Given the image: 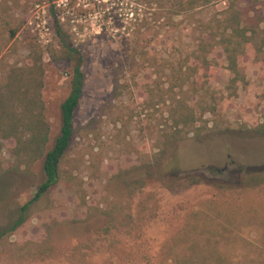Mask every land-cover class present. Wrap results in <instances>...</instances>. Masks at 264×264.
I'll return each mask as SVG.
<instances>
[{
    "label": "rangeland",
    "instance_id": "1",
    "mask_svg": "<svg viewBox=\"0 0 264 264\" xmlns=\"http://www.w3.org/2000/svg\"><path fill=\"white\" fill-rule=\"evenodd\" d=\"M2 1L10 15L4 17L22 24L0 56L3 63H27L32 45L44 50L42 94L51 127L48 149L60 133L61 105L71 91L68 63L56 60L49 50L58 48V20L63 33L69 34L85 56L86 79L75 113L77 136L63 165L72 172L73 183L67 185L64 179L54 186L13 235L0 239V264H130L137 259L147 261L148 254L156 264L171 231V215L186 214L216 192L206 181L186 187L179 180L182 173L171 174L174 166L183 170L226 167L232 179L243 173L264 175V132H255L264 129V61L260 60L264 55L258 51L264 38V0H237L238 7L247 9L261 30L259 42L248 45L240 63L247 85H240L236 96L224 100L216 115L206 116L211 120L209 128L217 122L214 129L201 139L181 140L173 157L168 153L159 161L154 136L166 107L157 98L156 104L147 103L148 95L139 83L161 78L167 82L166 69L200 47L202 38H219V20L233 0H207L192 14L174 16L172 21L165 20L160 9L146 0ZM210 41L206 51L214 70L211 87L225 95L231 77L226 54L214 39ZM115 77L127 85L115 101V114L104 115L88 134L82 126L93 117L100 118L102 106L112 99ZM120 115L124 118L118 121ZM13 146L8 140L0 149V233L19 218L21 206L45 180L41 161L21 163ZM140 177L147 180V190L155 193L157 214L141 226L139 238L120 231L106 235L102 210L108 208L124 181ZM141 195L138 192L133 198V211L145 199ZM123 199L131 202L127 194ZM48 234L50 241L46 240ZM91 242L96 243L92 249Z\"/></svg>",
    "mask_w": 264,
    "mask_h": 264
},
{
    "label": "trees",
    "instance_id": "2",
    "mask_svg": "<svg viewBox=\"0 0 264 264\" xmlns=\"http://www.w3.org/2000/svg\"><path fill=\"white\" fill-rule=\"evenodd\" d=\"M146 2L156 5L161 16L172 21L174 16L192 14L206 5L207 0ZM94 11V8H90V12ZM223 14L224 18L219 20V38L217 35L210 38L226 54V68L231 77L226 84L225 95L218 94L211 87L214 70L206 50L213 39L202 38L200 47L180 58L176 66H169L165 74L167 82H163L161 78L152 83H139L148 95L147 103L152 102L154 105L157 98L166 107L154 136L159 149L157 161L168 153L173 157L181 140L190 137L201 139L207 130L214 129L217 122L209 128L211 120L206 116L216 115L220 104L227 98L236 96L239 86L248 83L240 63L247 55L248 45L259 42L260 24L255 26L254 18L247 9L238 7L237 0H233ZM4 15L10 17L6 2L0 0V56L22 26L14 24ZM57 34L58 48L51 47L49 50L56 60L68 63L71 91L61 105V129L50 149L48 144L51 127L42 94L45 85L44 50L39 45H32L28 62L23 65H6L0 59V149L5 141L12 140V152L16 158L27 165L41 161L45 177L34 196L21 206L19 218L0 233V239L13 235L27 221L29 211L39 206V202L54 186L64 179L67 185L73 183L72 172L64 169L63 165L67 162L68 152L78 132L75 113L84 95L85 56L69 40V34L63 33L59 20ZM263 45L264 38L258 47V51L264 55ZM260 60L264 61V57ZM166 70L163 69L162 72L165 73ZM126 87L115 77L112 99L102 106L100 118L93 117L82 129L88 134L94 132L97 121H101L104 115L113 116L114 108H117L115 101ZM123 118L120 115L118 121ZM255 132L263 133L264 129L256 128ZM177 171L183 174L179 180L186 187L206 181L215 187L216 192L214 196L200 200L198 207L190 209L186 214L174 212L171 215V231L160 249L156 264H264V175L243 173L238 175V179H232V175L229 177L230 173L224 169L202 167L183 170L177 166L173 167L171 174L174 173L175 176ZM147 186V180L142 177L124 181V186L117 190L108 208L102 210L106 235L120 231L121 234H135L139 238L141 226L158 211L155 193L148 191ZM138 192L145 194V199L141 198L139 207L133 211L131 203L133 204V198ZM125 194L131 202L127 203L123 199ZM50 238L48 234L46 240L50 241ZM93 244L96 243H90L91 249ZM28 252L33 253L29 249ZM136 257L140 258V255ZM145 259L147 261L137 259L130 264H154L149 254Z\"/></svg>",
    "mask_w": 264,
    "mask_h": 264
},
{
    "label": "flooded vegetation",
    "instance_id": "3",
    "mask_svg": "<svg viewBox=\"0 0 264 264\" xmlns=\"http://www.w3.org/2000/svg\"><path fill=\"white\" fill-rule=\"evenodd\" d=\"M218 169H224V171H228V169L225 167V168H218ZM221 171V170H220Z\"/></svg>",
    "mask_w": 264,
    "mask_h": 264
}]
</instances>
